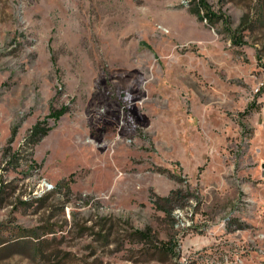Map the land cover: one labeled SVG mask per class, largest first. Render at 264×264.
Here are the masks:
<instances>
[{"label":"rangeland","instance_id":"1","mask_svg":"<svg viewBox=\"0 0 264 264\" xmlns=\"http://www.w3.org/2000/svg\"><path fill=\"white\" fill-rule=\"evenodd\" d=\"M206 2L0 0V264H264V0Z\"/></svg>","mask_w":264,"mask_h":264},{"label":"trees","instance_id":"2","mask_svg":"<svg viewBox=\"0 0 264 264\" xmlns=\"http://www.w3.org/2000/svg\"><path fill=\"white\" fill-rule=\"evenodd\" d=\"M194 12L198 13V18L200 20L208 19L209 22H213L216 20V15H214L206 2V0H196V6L194 8ZM202 13V15H199ZM67 112L66 107H61L60 109L52 111L43 121H37L28 131L27 135L24 138V145L30 149L37 144L51 129L49 127H46L47 125V119L51 118L54 120V122L58 121L62 115H64ZM16 131L15 129L11 132V138L9 139V142L14 137ZM181 190L175 189L171 190L166 196L164 197H157L156 204L159 205L160 209L164 211V213L167 216H171L172 212V203L174 200L178 198L180 195ZM163 203L165 206H160L159 203Z\"/></svg>","mask_w":264,"mask_h":264}]
</instances>
